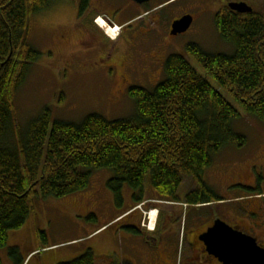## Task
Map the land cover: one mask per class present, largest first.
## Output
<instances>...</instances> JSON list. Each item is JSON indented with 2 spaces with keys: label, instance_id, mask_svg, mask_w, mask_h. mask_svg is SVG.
<instances>
[{
  "label": "trees",
  "instance_id": "obj_1",
  "mask_svg": "<svg viewBox=\"0 0 264 264\" xmlns=\"http://www.w3.org/2000/svg\"><path fill=\"white\" fill-rule=\"evenodd\" d=\"M54 1L61 0H0V247L9 231L24 225L33 196L83 191L92 170L112 172L106 185L116 202L124 184L139 193L133 196L139 202L147 175L164 197H174L191 180L196 187L190 200L212 198L202 177L213 156L231 143L243 145L245 138L231 128L239 112L182 55L167 58L162 80L152 88L128 90L135 103L130 118L89 114L80 123L51 122L45 109L21 132L13 97L40 55L27 40L30 18ZM87 5L88 0L79 3L80 14ZM214 22L230 53H208L196 44L186 49L247 114L264 122V10L240 14L223 6ZM16 250L9 255L15 258ZM95 258L87 249L57 264H95Z\"/></svg>",
  "mask_w": 264,
  "mask_h": 264
},
{
  "label": "rangeland",
  "instance_id": "obj_2",
  "mask_svg": "<svg viewBox=\"0 0 264 264\" xmlns=\"http://www.w3.org/2000/svg\"><path fill=\"white\" fill-rule=\"evenodd\" d=\"M222 1L170 0L164 3L161 24L165 31L171 21L181 14H193L195 17L187 31L174 37L173 52L185 57L239 112L240 117L231 122V128L245 138L243 145L231 143L216 153L202 179L209 184L213 201L218 200L214 201L215 203L237 211L243 218L249 217L253 222H258V216L255 215L250 201L252 198H258L264 205V182H259L257 177L262 175V169L257 171L254 178L250 176L248 181L243 180L244 184L248 182L252 189L237 186L226 188L223 183L226 174L221 165L227 158L264 157V122L247 114L224 88L206 74L202 64L186 49L189 44H196L208 53L231 52L232 46L218 35L214 22V16ZM243 1L254 10H264V0ZM79 3V0L54 1L49 8L30 18L27 40L40 55L28 67L24 80L13 97L15 121L21 132L41 116L45 109L50 111L51 122L60 120L80 123L89 114H98L108 120L126 119L135 114L134 101L128 95L119 96L118 91L123 88L122 83L105 78L103 68L107 62H103L102 58L113 40L112 35H107L98 25L100 13L89 7L80 14ZM102 20L104 21L103 18ZM152 27L156 28L155 25ZM140 84L144 88L147 86L144 82ZM153 84L146 88H152ZM61 96L62 101L59 99ZM262 165L264 166H258L261 168ZM214 168L217 169L213 171ZM111 175L109 169L92 170L89 186L83 191L58 198L33 196L32 209L24 225L18 230L9 231L7 244L0 247V251L5 253V258L0 264H6V257L12 260L8 251L15 247L17 254L15 253L14 257L16 262L19 259L20 264H28L31 258L29 264H57L82 254L77 253L70 257L79 250L80 245L86 243L89 238L87 235L93 229L106 222L111 214L125 209L129 202L134 200L133 196L139 194L124 184L122 200L116 202L106 185ZM244 175L241 174L243 178ZM193 185V181L185 180L177 191L178 194L183 197L185 192L192 190ZM143 195L147 202H155L156 205L153 206L160 211L169 206V201L172 200L156 192L148 175L145 178ZM138 204H141L142 208L145 205ZM145 215L153 217L155 222L156 209H146ZM186 218L185 216L184 219ZM170 220L169 215H163L159 225L161 232L170 229ZM114 222L116 221L112 224ZM153 225L154 223L150 225V229ZM177 226L178 222H175V229ZM117 228L118 225L109 229L111 237L119 238L120 230ZM255 234L258 236V243L264 247V229L256 231ZM116 250L115 243L111 241L109 250L102 256H96L97 264H118L114 254L117 258L122 255ZM30 252L32 253L29 254ZM187 252L186 246L182 248L180 241L179 251L172 264H189Z\"/></svg>",
  "mask_w": 264,
  "mask_h": 264
},
{
  "label": "flooded vegetation",
  "instance_id": "obj_3",
  "mask_svg": "<svg viewBox=\"0 0 264 264\" xmlns=\"http://www.w3.org/2000/svg\"><path fill=\"white\" fill-rule=\"evenodd\" d=\"M166 2L162 0H149L143 3L133 0H88L85 10L89 7L93 8L97 13L105 16L111 26L119 27L116 39L108 45L102 58L103 62H107L103 68L105 78L122 83L123 88L118 91L119 96L128 95L131 87H143L141 82L147 86L155 83L153 84L155 86L162 80L165 62L169 56L175 54L173 52L174 37L179 34H171L172 21L163 31L161 12ZM229 2L245 1L223 0L219 9L227 6ZM185 14L177 16L175 20ZM190 15L192 25L195 17L193 14ZM259 164H264V157L227 158L221 165L226 174L224 185L226 188L237 186L252 189V186L248 182L244 184L243 180L248 181L250 176L254 178L260 169H262V175L257 177L259 182L261 180L264 182V166L260 168ZM215 169L217 168L213 171ZM241 174H245V177L243 178ZM205 184L210 187L208 183ZM193 186L192 190L185 192L183 197L178 192L174 197L171 196L169 206H165L162 211L153 206L156 205L155 202H147L144 195L139 202L135 199L129 202L124 219L117 221L114 225H118L117 229L120 230L119 238L111 237V241L115 243L116 252L122 255L117 258L114 254L118 264H172L179 251L180 241L182 248L186 246L188 251L189 264H227L226 260L219 259L215 254L217 239H213L209 244L210 240L205 237V234L217 222L225 223L258 240L255 232L264 229V205L258 198H252L250 201L259 219L258 222H253L249 217L243 218L237 211L214 202L218 200L213 201L212 198L203 201L190 200L189 194L195 190L196 184ZM138 203L145 204L143 207L145 211L156 209V219L152 229H150L151 223L148 217L137 210ZM164 214L170 216L172 225L163 233L159 230V225ZM185 216L186 219H184ZM183 219L184 224H182ZM175 222H178L176 229Z\"/></svg>",
  "mask_w": 264,
  "mask_h": 264
},
{
  "label": "water",
  "instance_id": "obj_4",
  "mask_svg": "<svg viewBox=\"0 0 264 264\" xmlns=\"http://www.w3.org/2000/svg\"><path fill=\"white\" fill-rule=\"evenodd\" d=\"M133 1L143 3L149 0ZM228 7L238 13H251L253 10L246 2H229ZM191 22L190 14L174 20L171 24V34L185 32ZM205 237L210 240L209 244L213 239H217L215 254L219 259L226 260L227 264H264V247L258 244L256 238L235 230L225 223L217 222Z\"/></svg>",
  "mask_w": 264,
  "mask_h": 264
},
{
  "label": "crops",
  "instance_id": "obj_5",
  "mask_svg": "<svg viewBox=\"0 0 264 264\" xmlns=\"http://www.w3.org/2000/svg\"><path fill=\"white\" fill-rule=\"evenodd\" d=\"M128 206L125 207V209H123L120 212H117L116 214L113 213L111 214V216H109L107 218L106 222H103L101 225L97 226L95 229H93L88 235L87 237H89L85 242V244L80 245V248L78 251H75L73 254L70 255V257H74L77 253H83L84 251H86L87 249H91L92 252L96 255V256H102L104 252H106L107 250H109V245L111 243V234L109 233V229L111 227L110 223L112 221H114V219L116 217H122V215H124V213L127 211ZM123 220V219H122ZM112 249L113 247L110 246ZM50 250V249H49ZM35 251V250H34ZM52 252V250H50ZM33 252V251H32ZM32 252H30L29 254H31ZM9 254V253H8ZM28 254V255H29ZM74 255V256H73ZM9 257L15 261V264H20L19 259L16 262V259L11 257L9 255ZM5 258V253L0 251V263H2V260ZM32 259V258H31ZM31 259L29 260L28 264L31 262ZM9 260L6 257V264H13V261ZM95 264H97V261L95 260Z\"/></svg>",
  "mask_w": 264,
  "mask_h": 264
},
{
  "label": "bare ground",
  "instance_id": "obj_6",
  "mask_svg": "<svg viewBox=\"0 0 264 264\" xmlns=\"http://www.w3.org/2000/svg\"><path fill=\"white\" fill-rule=\"evenodd\" d=\"M97 23L98 25L101 27V29H103L104 31H106L107 33L111 34L112 38H115L116 34H117V30L113 29L112 27L109 26V24H107L105 22V20L103 21L101 17H99L97 19ZM153 216V215H152Z\"/></svg>",
  "mask_w": 264,
  "mask_h": 264
}]
</instances>
